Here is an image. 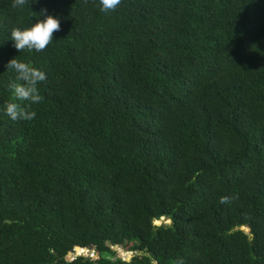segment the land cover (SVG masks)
Here are the masks:
<instances>
[{"label":"trees","instance_id":"obj_1","mask_svg":"<svg viewBox=\"0 0 264 264\" xmlns=\"http://www.w3.org/2000/svg\"><path fill=\"white\" fill-rule=\"evenodd\" d=\"M12 3L0 264H264V0ZM45 15L60 20L53 43L19 53L11 30ZM13 58L47 77L39 105L17 101L32 121L5 114ZM77 246L95 257L67 259Z\"/></svg>","mask_w":264,"mask_h":264},{"label":"clouds","instance_id":"obj_2","mask_svg":"<svg viewBox=\"0 0 264 264\" xmlns=\"http://www.w3.org/2000/svg\"><path fill=\"white\" fill-rule=\"evenodd\" d=\"M121 2L122 0H98L100 11L105 14L115 12ZM27 3L28 0H13L11 6L15 9H22ZM45 13L46 10H42L41 15ZM58 31H60L59 18L45 15L43 20H37V22L32 24L29 28L23 30L20 28H13L10 32V40L19 53L25 50L30 53L33 51L39 53L46 50L47 47L53 43L54 33ZM7 69H11L15 73V76L6 84V88L12 94L13 100L4 105L5 114L12 121L34 120L37 113L29 110L28 107L22 106L17 101H26L29 105H39L44 98L40 94L38 85L47 79L46 74L30 63L23 62L17 58H13L8 62ZM231 199L232 198L229 197H222L221 203H230ZM77 247L69 252L67 259L71 260L75 256L95 257L92 256L94 252L91 251V249L90 251L92 254L87 255L79 252L83 247ZM75 250H77V252ZM127 251L131 252L125 249L122 252ZM129 258L130 256L126 259Z\"/></svg>","mask_w":264,"mask_h":264},{"label":"rangeland","instance_id":"obj_3","mask_svg":"<svg viewBox=\"0 0 264 264\" xmlns=\"http://www.w3.org/2000/svg\"><path fill=\"white\" fill-rule=\"evenodd\" d=\"M153 224H155V225H158V224H160V223H169V220H166V219H162V218H159L157 221H153L152 222ZM244 230H246V228H243ZM112 249H115V252H117L120 256H121V258L122 259H125L123 256H122V254L119 252V250L117 249V247L115 248V247H113ZM122 251L124 250V248L123 247H121L120 248ZM124 254H126L127 255V258H128V256H131V255H133L134 253H136L135 251H131V252H123ZM110 258H112V257H110Z\"/></svg>","mask_w":264,"mask_h":264},{"label":"water","instance_id":"obj_4","mask_svg":"<svg viewBox=\"0 0 264 264\" xmlns=\"http://www.w3.org/2000/svg\"><path fill=\"white\" fill-rule=\"evenodd\" d=\"M78 248V247H77ZM82 249H85L86 250V254L88 255V252H90V249L86 248V247H83ZM92 251V250H91Z\"/></svg>","mask_w":264,"mask_h":264},{"label":"bare ground","instance_id":"obj_5","mask_svg":"<svg viewBox=\"0 0 264 264\" xmlns=\"http://www.w3.org/2000/svg\"><path fill=\"white\" fill-rule=\"evenodd\" d=\"M155 221H157V220H155Z\"/></svg>","mask_w":264,"mask_h":264}]
</instances>
